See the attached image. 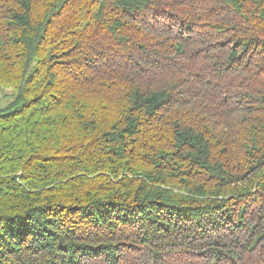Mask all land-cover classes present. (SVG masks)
<instances>
[{"label":"trees","instance_id":"obj_1","mask_svg":"<svg viewBox=\"0 0 264 264\" xmlns=\"http://www.w3.org/2000/svg\"><path fill=\"white\" fill-rule=\"evenodd\" d=\"M0 264H264V0H0Z\"/></svg>","mask_w":264,"mask_h":264},{"label":"rangeland","instance_id":"obj_2","mask_svg":"<svg viewBox=\"0 0 264 264\" xmlns=\"http://www.w3.org/2000/svg\"><path fill=\"white\" fill-rule=\"evenodd\" d=\"M95 1H103V0H95ZM10 90L7 87L0 86V109H2L8 102L11 100L10 98Z\"/></svg>","mask_w":264,"mask_h":264}]
</instances>
